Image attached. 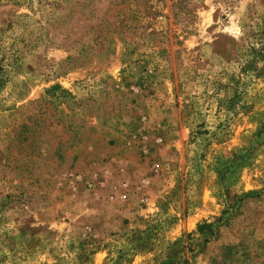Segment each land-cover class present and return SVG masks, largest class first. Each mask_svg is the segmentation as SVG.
Returning <instances> with one entry per match:
<instances>
[{
  "label": "rangeland",
  "instance_id": "1",
  "mask_svg": "<svg viewBox=\"0 0 264 264\" xmlns=\"http://www.w3.org/2000/svg\"><path fill=\"white\" fill-rule=\"evenodd\" d=\"M262 44L264 0H0V264H264Z\"/></svg>",
  "mask_w": 264,
  "mask_h": 264
},
{
  "label": "trees",
  "instance_id": "2",
  "mask_svg": "<svg viewBox=\"0 0 264 264\" xmlns=\"http://www.w3.org/2000/svg\"><path fill=\"white\" fill-rule=\"evenodd\" d=\"M251 57L250 60H248L247 65L251 66L252 62L260 60L264 64V44H262V47H255L252 46L251 48ZM251 192L246 193L245 195L248 196L250 195Z\"/></svg>",
  "mask_w": 264,
  "mask_h": 264
}]
</instances>
